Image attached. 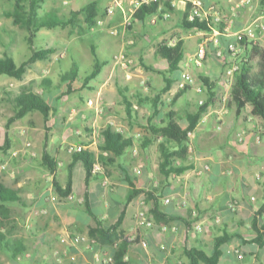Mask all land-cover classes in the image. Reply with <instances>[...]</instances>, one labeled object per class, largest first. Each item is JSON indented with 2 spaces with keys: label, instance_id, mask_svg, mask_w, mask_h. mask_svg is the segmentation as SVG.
<instances>
[{
  "label": "crops",
  "instance_id": "0c3cea01",
  "mask_svg": "<svg viewBox=\"0 0 264 264\" xmlns=\"http://www.w3.org/2000/svg\"><path fill=\"white\" fill-rule=\"evenodd\" d=\"M142 1L40 0L37 15L57 13L61 18H70L73 12L96 2V24L89 26L85 20L76 30L44 27L31 44L27 29L10 17L17 0H0V30L8 29L16 36L14 42L0 40V58L10 54L15 60L21 54L23 63L34 50L55 49L48 59L34 63L17 84L11 82L14 78L0 77V86L8 82L15 88H6L10 91L0 98V146L5 143L8 118L14 114V99L22 89L41 94L55 109L49 130L38 111L16 121L8 130L9 149L0 151V181L21 198L0 214V264H115L118 244L111 243L100 232L114 226H118V234L124 233L133 242L125 257L128 264H190L188 250L195 248L212 255L216 240L224 236L229 238L221 247L219 264H264V245L255 243L256 226L264 225V212L259 213L264 204V120L252 116L251 108L238 116L229 106L234 77L226 74V69L239 60L228 50L238 43V34L254 25L262 34L264 6L259 8L252 0L233 13L239 0H199L210 16L221 15L225 34L218 35L185 30L183 20H174L178 3L184 5L186 12L187 4L194 0H170L174 11L165 12L161 6L160 14L149 17L145 23L132 19ZM80 18L83 21L84 15ZM175 34L180 37L170 40ZM38 37L46 38L45 48L36 45ZM205 37L211 42L203 64L194 67L198 78L194 77V85L173 103L181 91L179 77L168 73V62L157 54V48L162 42L177 40H183L186 48L190 41L193 53L187 55L185 51L182 67ZM255 40L264 47L263 34ZM84 41L94 64L93 50L105 65L84 90L65 94L67 83L61 77L78 66L73 61L71 69L66 70L69 67L65 68V60L77 56L87 59L82 55ZM215 49L223 55L217 57ZM107 58L112 59L111 63ZM141 59L157 72L144 71L146 80L137 85L136 77L131 81L128 68L140 65ZM157 64L162 68L156 69ZM104 71L108 72L101 78ZM158 72L165 73L174 83L162 95L158 109L141 107L138 96L157 99L166 85L162 74L163 84L156 91L151 74ZM89 74L82 76L80 72V77ZM205 79L216 84L215 102L194 129L188 159L191 169L166 178L159 168L163 139L153 138V144L144 150L142 138L150 137V126H163L172 119L186 127L189 115L198 111L199 103L197 107L190 100L184 104V97L193 88L197 92L202 88L199 101H206L211 93L204 85ZM125 98L138 111L133 122L127 118ZM7 111L10 113L6 117ZM108 127L133 138V146L107 167L109 184L105 185V176L86 181L84 163L76 160L68 148L83 145L99 154L98 138ZM44 155L57 163L54 173L45 166ZM55 181L63 189L70 186V192L58 193ZM130 182L144 191L131 201ZM159 185L160 210L173 219L154 217V202L147 193ZM141 211L153 221L152 228L138 225L137 215ZM197 226L202 230L198 231Z\"/></svg>",
  "mask_w": 264,
  "mask_h": 264
},
{
  "label": "trees",
  "instance_id": "16d2710c",
  "mask_svg": "<svg viewBox=\"0 0 264 264\" xmlns=\"http://www.w3.org/2000/svg\"><path fill=\"white\" fill-rule=\"evenodd\" d=\"M30 2L26 4L27 2ZM40 0H17L15 9L10 14L15 24L27 29L29 34V42L32 44L37 37V34L41 28H72L74 30L80 28L79 25L86 20L89 26L96 24V17L98 14V5L96 2L89 4L86 8L73 12L70 18H61L57 13H50L44 17H40L36 14V7ZM161 6L165 7V12L174 11V6L170 0H143L140 6L134 11L132 19L136 22L145 23L149 17L160 14ZM193 8L191 3L187 4V10L185 17L182 21V28L185 30H196L204 33H213L215 30L219 31L220 35L225 34V25L223 21L216 22L213 16H207L204 19L196 18L194 20L189 19L190 12ZM84 15L82 21L80 16ZM86 15V16H85ZM131 28V26L129 27ZM240 44L243 47V56H240L239 60L235 62L238 65L237 70L234 73V83L230 91L229 106L236 110L238 116L247 109L251 108V115L264 120V47L256 40H250L248 37H244L240 40ZM229 50V48H228ZM55 52V49H42L34 50L31 57L18 65L15 60L10 56L0 58V77L6 75L10 78L17 80H23L26 73L37 61L46 60L49 56ZM217 57L218 50H214ZM95 56V64L92 72L85 78L80 77V70L77 65L72 70L62 75L61 81L67 83V91L65 94H71L77 91L84 90L87 85L94 80L100 73L105 65L101 63L97 58L96 52L93 50ZM157 54L168 62V73L173 74L181 70V63L185 59V43L183 40H177L174 44L165 41L159 44L157 48ZM231 54V53H230ZM239 56V55H237ZM205 61V60H204ZM140 66L145 71L156 72L154 68L148 66L144 59L140 60ZM165 76V87L161 90L157 99L149 97L138 96L137 101L141 107L154 106L158 109L161 102L162 95L167 93L174 81L167 78L163 72H158ZM211 96L204 101L202 105H199V109L194 114L189 115V121L186 127L180 126L175 119L170 120L163 126H150L147 130L150 137L142 138V148L145 150L149 148L154 140L161 137L163 140L160 144V151L162 154L160 162V172L166 178L172 175H182L187 170L191 169V165L188 164L189 159V137L188 133L194 131L201 117L208 110V108L215 102V94L213 90L216 88V84L210 80H203ZM190 86H187L176 95L174 102L176 103L188 90ZM14 114L8 118L7 121V134L5 143L0 146V151L8 150L10 147V140L8 137V130L18 120L23 119L27 114L38 111L44 117L46 129L49 130L48 123L50 122L51 114L55 109L49 104V102L39 93L28 89H22L20 94L14 99ZM126 114L129 122H133L138 118V111H135L133 103L125 98ZM99 141V154L84 150L79 153L72 154L76 160H80L85 165L86 181L91 178H98L100 175H93V165L99 160L107 169L115 162L116 157L122 156L127 149L133 146V138L125 137L121 132L114 130L112 127L101 131L98 138ZM45 166L54 173L56 171L57 163L52 161L48 155H44ZM131 183L132 192L128 198L131 201L133 198L143 193V190L136 189L134 183ZM55 190L61 194H68L70 192V186L62 188L56 181L54 183ZM161 185L151 188L147 193L148 197L153 199L154 205L152 212L155 218L173 217L164 214L160 210L159 198L161 193ZM17 191L7 187L0 181V214L4 211H8L9 205L12 203L20 202ZM264 212V204L261 206L259 213ZM118 226H114L111 229L100 230L103 236L109 237L111 243H117L118 247L115 248L114 262L115 264H128L125 257L129 251V248L133 242L124 236L118 234L116 229ZM264 225L256 226L257 238L255 243L264 245ZM229 236H224L216 240L214 245V252L212 255L207 254L205 251L198 249H190L187 252V256L190 260V264H219V260L222 256L221 247L228 240ZM139 241L137 236L136 242Z\"/></svg>",
  "mask_w": 264,
  "mask_h": 264
},
{
  "label": "built area",
  "instance_id": "2783aa9c",
  "mask_svg": "<svg viewBox=\"0 0 264 264\" xmlns=\"http://www.w3.org/2000/svg\"><path fill=\"white\" fill-rule=\"evenodd\" d=\"M251 1L252 0H239L237 2V4L232 9L233 13H236L238 10L245 8L246 6H248L251 3ZM191 3L193 5V8H192L190 15H189L190 20H194L196 18L204 19L207 16H209L208 12H206L203 9L202 4L199 0H194ZM214 18H215L216 22L222 21L221 15L216 14L214 16ZM260 30H261L262 34L264 35V28L260 27ZM214 32H216L219 35V31L215 30ZM244 37H248L250 40L256 39V34H255L254 30L252 29V27H250V28L246 29L245 31L239 33L238 34V43L232 44L229 46V52L233 56L239 55L240 52L243 50V47L240 44V40H242ZM174 43L175 42H171L170 44H174ZM207 51H208V44L206 42H203L198 47V49L194 53L193 57L188 62H186L184 64V66H182L181 75H180L179 80H178L179 81L178 85H179L180 89H184L187 86L194 85L195 78L192 74L193 66L202 65L203 61L207 57ZM222 55H223V53L218 51V56L221 57ZM237 68H238V65L236 63H233L231 66H229L226 69L227 76L230 78L234 77V73L237 70ZM201 91H202V88L198 89V92H201ZM203 103H204V100L199 101V105H202ZM188 137H189V147L191 148V142L195 138V132L190 131L188 133ZM84 150H86V149L83 145H71L68 148V152L70 154L79 153V152H82ZM206 169H208V167H206ZM92 174L95 176L98 174L100 176H105V185L109 184V179L107 176V169L99 160H97L95 162V164L93 165ZM137 220H138V225L140 227H144V228H148V229L153 227V221L150 219V217L148 216V214L145 211H141L138 213ZM197 230L201 231L202 230L201 226H197ZM143 244L146 245V242H143Z\"/></svg>",
  "mask_w": 264,
  "mask_h": 264
},
{
  "label": "rangeland",
  "instance_id": "374dc122",
  "mask_svg": "<svg viewBox=\"0 0 264 264\" xmlns=\"http://www.w3.org/2000/svg\"><path fill=\"white\" fill-rule=\"evenodd\" d=\"M254 2H255V4H256L259 8H261V7L264 6L262 0H254ZM184 12H185L184 5L181 4V3L179 2V3H178V8H177V9L174 11V13H173V18H174V20H175V21H182L183 18H184ZM207 12H208V14H210L209 11H207ZM252 29L254 30V32H255V34H256V38H260V37L262 36V34H259V33H258L256 25H254V26L252 27ZM1 36H2L3 38H1ZM179 37H180V35L175 34V35H173V36L170 38V40L177 39V38H179ZM206 38H207V37L204 38V41H203V42H206L207 44H209L208 42H211V41H210V40L208 41V39H206ZM2 39H5V40L10 39V40H12V41L14 42V41L16 40V36H14V35H13L8 29H1V30H0V40H2ZM89 39H90V38H89ZM46 43H47V40H46L45 37H38V39L36 40V45H37L39 48H45V47H46ZM190 45H191L190 41H187L186 48H185V51H186L187 55L190 54V53H191V54L193 53V50H190ZM81 46H82V48H83V50H82V55L85 56L87 59H85V58H81L80 56H77V57H75V58H71V57H69V58H67V59L65 60V64H66L65 68L69 67V68L66 69V70H70V69H71V66L73 65L72 63H73V61H74V62H76V63L78 64V66H79V68H80L81 75H82V76H86L87 74H89V73L93 70V67H94V60H93V57H92L91 53H90L89 51L85 50V46H86V45H85V41H84L83 44L81 43ZM0 49H1V47H0ZM102 50H103V49H102ZM102 50H100V51H102ZM242 54H243V53L240 52L239 56H235V57H239V58H240V56H241ZM193 55H194V54H193ZM7 56H10V54H7ZM192 57H193V56H192ZM192 57H191V58H192ZM14 58H15V60H16V62H17L18 64H21L22 61H23V55H21V54H18V56H15ZM107 59H108V60L110 61V63H111V60H112V59H109V58H107ZM84 60H85L86 62H85ZM89 63H90V64H89ZM155 63H156V62H155ZM202 64H203V63H202ZM195 66H196V65H195ZM195 66H193L192 74H193V76H194L195 78H198V77H197V73H196V68H194ZM58 68H59V67H58ZM160 68H162L161 64H157V65H156V69H160ZM128 69H129V74L132 76V80H131V81L134 80V77L137 78V80H138V81H137V85H138V84L140 85V84L142 83L143 80H146V78H145V76H146L145 72H146V71H145L143 68H141L139 64H137V65H135V66H132V67H129ZM66 70H65V71H66ZM55 71H57V68L54 69V72H55ZM144 71H145V72H144ZM181 71H182V69L179 70V71H177V72H175L173 75H175V77H180V75H181ZM107 72H108V71H104V72L101 74V78H103V77L107 74ZM156 72H157V71H156ZM151 75L153 76V79L156 81V82H154V86H155L156 91H157V90H159L161 84H163V82H162V80H163V75H162V74H159V73H154V74L152 73ZM142 76H143V77H142ZM94 81H95V80H94ZM11 82L17 84V83H18V80H17V79H16V80H15V79H11ZM144 83H145V82H144ZM145 84L147 85V83H145ZM6 88H11V89H10L11 91H12L13 89H15L14 86H11L8 82H4V83H2L1 86H0V98H4L5 96H7V92H9L10 90H6ZM17 90H18V89H17ZM4 91H6V92L4 93ZM200 98H202V95H201V94H198V92L196 91V88H193L191 92H188V93L185 95V97H184V104L187 103V102L190 100L191 103H192V105L195 106V107H197ZM140 110H141V108H140ZM140 110H139V111H140ZM9 113H10V112L7 111V113H6V117L9 115ZM76 171L78 172V168L76 169Z\"/></svg>",
  "mask_w": 264,
  "mask_h": 264
}]
</instances>
